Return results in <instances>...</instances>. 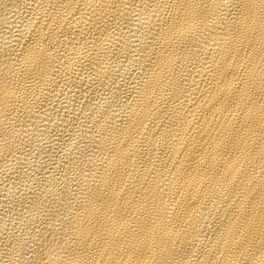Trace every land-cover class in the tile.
<instances>
[{"label": "bare ground", "instance_id": "bare-ground-1", "mask_svg": "<svg viewBox=\"0 0 264 264\" xmlns=\"http://www.w3.org/2000/svg\"><path fill=\"white\" fill-rule=\"evenodd\" d=\"M0 264H264V0H0Z\"/></svg>", "mask_w": 264, "mask_h": 264}]
</instances>
